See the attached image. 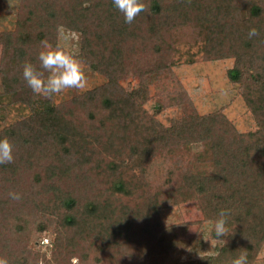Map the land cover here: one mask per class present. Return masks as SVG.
Masks as SVG:
<instances>
[{
  "label": "trees",
  "instance_id": "1",
  "mask_svg": "<svg viewBox=\"0 0 264 264\" xmlns=\"http://www.w3.org/2000/svg\"><path fill=\"white\" fill-rule=\"evenodd\" d=\"M20 2L14 27L0 30V96L30 110L0 126L14 146L13 162L0 165V256L169 264L175 242L160 211L192 199L213 222L229 209V235L217 255L170 264H231L241 250L253 264L264 243V0H145L130 24L112 0ZM192 21L205 58H234L228 76L243 84L255 130L239 131L221 111L200 114L174 74L173 30ZM60 27L80 33L79 58L103 81L56 101L33 93L22 73L25 61L39 67L41 41L59 43ZM153 98L158 111L182 114L166 126L146 107Z\"/></svg>",
  "mask_w": 264,
  "mask_h": 264
},
{
  "label": "rangeland",
  "instance_id": "2",
  "mask_svg": "<svg viewBox=\"0 0 264 264\" xmlns=\"http://www.w3.org/2000/svg\"><path fill=\"white\" fill-rule=\"evenodd\" d=\"M241 1L247 3L249 0ZM20 3V0H0V30L14 27ZM199 30L196 21H192L189 25L183 23L181 27L173 30L176 38H180L178 51L174 57L175 64L172 68L174 74L182 83L200 114L205 115L221 111L232 120L239 131L255 130L258 125L243 97V84L232 81L228 76V69L233 66L234 58H205L202 50L205 45L204 39ZM80 39L79 32L65 27L59 28L58 42L75 47L78 53ZM2 65V47L0 45V93L3 91ZM84 66L88 78V88L103 81L101 75L92 72L86 65ZM128 82H130V86H133L135 80L129 78L124 80L123 84L127 86ZM75 91L78 90L69 89L56 95V101L71 96ZM10 103L9 96L1 94L0 126L13 124L21 116L29 113L30 109L27 107ZM154 103L155 98L151 99L146 107L151 112L156 113V117L166 126L171 124L173 118L182 114V110L178 106L158 111L154 107ZM194 148L197 150L200 146L196 144ZM160 215L163 225L167 226V234L175 242L173 249L163 258V263L170 264L178 258L182 260L197 259L204 255H217L219 252L223 242L211 235L214 222L204 218L202 208L197 200H181L178 204L162 208ZM20 243L22 245L24 241H20ZM257 257L253 264H264V243ZM73 262H76V259ZM216 264L228 263L223 260Z\"/></svg>",
  "mask_w": 264,
  "mask_h": 264
},
{
  "label": "clouds",
  "instance_id": "3",
  "mask_svg": "<svg viewBox=\"0 0 264 264\" xmlns=\"http://www.w3.org/2000/svg\"><path fill=\"white\" fill-rule=\"evenodd\" d=\"M113 6L122 13L125 23H132L142 12L147 10L145 0H112ZM249 38L258 35V29L252 26L247 33ZM66 39V37H65ZM39 67L31 61L23 64V78L33 93L45 98H52L66 90L86 91L89 87L85 66L75 47L64 43L52 44L41 41L38 52ZM14 160V146L7 136H0V165ZM12 200L21 199V193L10 191ZM230 210L221 208L213 224V232L217 239L229 235L228 219ZM0 264H9L8 259L0 256ZM231 264H248V252L241 250Z\"/></svg>",
  "mask_w": 264,
  "mask_h": 264
}]
</instances>
